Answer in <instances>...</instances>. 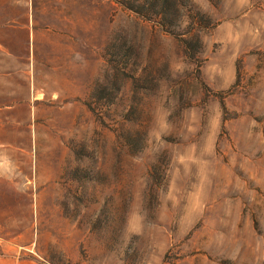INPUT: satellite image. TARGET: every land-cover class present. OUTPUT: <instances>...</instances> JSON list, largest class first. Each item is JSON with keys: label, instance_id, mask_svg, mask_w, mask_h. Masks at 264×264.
<instances>
[{"label": "rangeland", "instance_id": "rangeland-1", "mask_svg": "<svg viewBox=\"0 0 264 264\" xmlns=\"http://www.w3.org/2000/svg\"><path fill=\"white\" fill-rule=\"evenodd\" d=\"M46 72L0 77V254L264 264V0H43Z\"/></svg>", "mask_w": 264, "mask_h": 264}, {"label": "crops", "instance_id": "crops-1", "mask_svg": "<svg viewBox=\"0 0 264 264\" xmlns=\"http://www.w3.org/2000/svg\"><path fill=\"white\" fill-rule=\"evenodd\" d=\"M43 0H0V77L4 73L46 72V25L38 8ZM0 264H20L13 255L0 254Z\"/></svg>", "mask_w": 264, "mask_h": 264}]
</instances>
